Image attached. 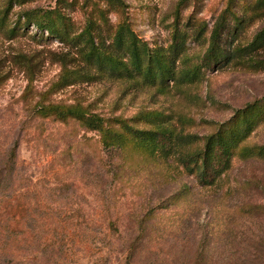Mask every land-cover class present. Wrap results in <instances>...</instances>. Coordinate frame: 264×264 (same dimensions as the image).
I'll return each instance as SVG.
<instances>
[{
    "label": "rangeland",
    "instance_id": "rangeland-1",
    "mask_svg": "<svg viewBox=\"0 0 264 264\" xmlns=\"http://www.w3.org/2000/svg\"><path fill=\"white\" fill-rule=\"evenodd\" d=\"M121 1L28 0L13 5L0 24V264H123L132 245L133 264H188L207 243L215 244L217 254H227L226 239L217 235L230 229L264 237V209L254 218L239 213L242 206L264 207V162L235 158L214 187H203L194 174L174 163L164 169L171 177L165 181L142 158L129 155L125 165L120 164L121 155L102 151L94 132L75 122L36 118L22 101L28 77L24 64L31 67L35 89L43 91L57 78L60 60L79 69L86 80L52 98L80 103L106 117L138 118L134 126L157 132L168 128L169 114H174L192 119L180 124L173 116L177 128L207 135L214 127L202 120L226 122L235 110L264 99V71L224 59L214 68H202L196 82L179 89L171 84L173 89L164 94L137 85L109 45L115 26L127 20L150 47H166L183 0ZM259 1L189 0L180 6V24L188 34L181 60L199 63L210 30L224 11L229 23L223 47L229 56L239 53L264 30V14L255 13ZM8 2L0 0V12ZM62 3L76 32L98 9L106 12L108 23L94 54L83 44L74 48L48 39L31 23L14 37L5 32L21 25L18 18L24 10H48ZM200 23L206 29L199 36ZM256 58L264 60V51ZM144 110L152 112L145 125L135 117ZM248 144H264V124L253 131ZM100 154L102 161H97ZM183 187L188 193L177 205L161 207ZM145 216L150 219L144 223Z\"/></svg>",
    "mask_w": 264,
    "mask_h": 264
},
{
    "label": "trees",
    "instance_id": "trees-1",
    "mask_svg": "<svg viewBox=\"0 0 264 264\" xmlns=\"http://www.w3.org/2000/svg\"><path fill=\"white\" fill-rule=\"evenodd\" d=\"M107 1L110 3L122 2L121 0ZM188 1H181L180 6H184ZM25 2L28 0H9L0 12V24L7 18L13 5H22ZM179 7L176 13L172 42L166 47L159 45L150 47L147 42L137 36L127 20H122L115 26L109 45L126 63L128 74L137 85L156 87L164 94L170 88L179 89L184 84L196 82L201 75L202 68H214L218 66L217 63L222 62V59L246 68L264 71V60L256 58L260 51H264V30L252 38L239 53L229 56L223 47L229 23V16L225 11L219 14L213 24L208 45L201 55L199 63L187 65L186 60L185 62L181 60L186 53L185 44L188 34L183 30L184 25L180 24ZM65 8L62 3V5L48 10H24L18 18V22L23 26L4 28L5 32L14 37L19 29L31 23L38 33L42 35L46 33L48 39H56L59 43L74 48L83 44L82 46L86 48L88 54H94L97 51L95 42L102 35L103 26L108 23L106 12L98 9L97 15L89 17L83 28L76 32L72 20L64 12ZM255 8V13L262 16L264 0H260ZM21 18H23L22 22ZM205 29L206 25L200 23L196 35L200 36ZM179 60L182 64L180 67L178 66ZM24 66L28 77L21 98L24 103L30 105L31 114L36 118L51 119L64 124L75 122L84 130L94 132L102 151H117L121 155L120 164L125 165L129 155H132L131 159L133 156H138L147 162L146 165L149 166V169H157L160 171L158 173L160 177L169 181L171 177L164 172V169H168L175 163L186 172L194 174L198 183L203 187H214L222 175L231 168L235 158L243 161L264 162V144H248L253 131L264 124V99L254 100L235 110L226 122L213 123L202 120L214 127V130L207 135L199 136L185 132L181 127L177 128L172 121L173 116L177 117L180 124L191 123L192 119L173 113V116L169 114L168 128L157 132L149 128L134 126L133 123L138 118L106 117L89 110L87 106L80 103H66L52 98L59 90L86 80L79 69L67 65L63 60H60V71L57 78L43 91L35 89L33 85L35 77L33 74L30 75V65L25 63ZM171 84L174 86L171 87ZM149 113L152 112L144 110L135 117L142 119V123L145 125L148 123L147 114ZM102 157L103 154L97 155L96 160L102 161ZM127 167H131V165ZM187 189L186 187L180 188L166 198L161 207L167 209L177 205L188 193ZM243 207H239L242 210L239 213L245 218H254L256 214L260 213V210L264 209L263 206L256 204L247 205L246 209ZM147 217L142 219L144 223L150 219ZM215 234L219 233L215 231ZM250 234L249 236L230 229L224 236L217 235L226 239V248L228 249L225 250L228 253L217 254L214 250L215 244L207 243L204 249L194 253L188 264H264V252H262L264 251V237H258L251 231ZM209 246H211L210 253L205 254ZM135 252V247L132 245L123 264H133Z\"/></svg>",
    "mask_w": 264,
    "mask_h": 264
}]
</instances>
